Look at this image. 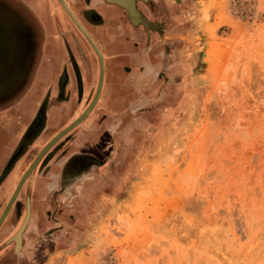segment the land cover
<instances>
[{"label":"rangeland","instance_id":"obj_1","mask_svg":"<svg viewBox=\"0 0 264 264\" xmlns=\"http://www.w3.org/2000/svg\"><path fill=\"white\" fill-rule=\"evenodd\" d=\"M163 5L172 57L162 82L112 106L121 129L109 141L90 139L113 151L72 198L54 183L36 199L33 183L58 167H35L9 211L0 242L31 213L26 264H264V0ZM56 224L62 231L37 241Z\"/></svg>","mask_w":264,"mask_h":264},{"label":"crops","instance_id":"obj_2","mask_svg":"<svg viewBox=\"0 0 264 264\" xmlns=\"http://www.w3.org/2000/svg\"><path fill=\"white\" fill-rule=\"evenodd\" d=\"M67 4L90 35L103 60L101 90L94 106L97 114L92 112L94 116L90 114L79 124L82 129L73 132L70 145L74 152L83 149L96 155L90 146L97 142L90 143V139L98 136L109 141L106 128L110 132L121 129L120 120L115 126L111 125L112 106L123 104L133 92L145 89L151 80L155 81L154 72L158 67L155 55L150 56L155 48L152 47L147 57L149 64L134 59L145 37L143 34L139 36L140 32L136 30L140 31V28H132L124 10L116 4L95 5L84 0H67ZM83 10H90L88 13L93 14L94 19L85 20ZM138 14L130 19L140 21ZM153 41L151 36L149 45H153ZM164 66L163 58L160 70L163 75ZM97 81L95 56L84 46L77 30L54 0H0V91L9 88L7 93L0 94V212L21 176L16 177L14 171L23 159L21 155L32 147L26 145L20 150L23 140L32 136L36 115L41 113L49 129L76 120L81 113L76 114L91 101ZM75 82L81 86L79 104L84 102L81 107L75 101ZM72 109L76 110L75 119L70 116ZM37 141L42 142V138ZM105 143L106 147L101 150L107 156L110 147L109 142ZM49 175L46 173L33 183L36 199L51 191L54 182L53 179L49 181Z\"/></svg>","mask_w":264,"mask_h":264},{"label":"flooded vegetation","instance_id":"obj_3","mask_svg":"<svg viewBox=\"0 0 264 264\" xmlns=\"http://www.w3.org/2000/svg\"><path fill=\"white\" fill-rule=\"evenodd\" d=\"M54 1L57 4V6L62 10V8L59 5V3L57 2V0H54ZM63 1L66 4V6L68 7L67 0H63ZM88 1L92 2L95 5L107 4L108 3L105 0H84V2H88ZM133 2H134L133 4H134L136 10L140 14L139 15L137 13L140 21L134 22L132 19H130V14L128 13V15H127V13L124 11L125 15L127 16V19L129 21L130 25H132V28H140L141 31L143 32L144 37H145V40H144L145 46H144L143 49H141L139 51V54H136V56H134V59H136L138 61L140 60L142 62L145 60V62L148 63V61H147L148 58L147 57H149V52H151V49L154 46V48L156 49L155 60H157L160 57V59L156 61V65H157L158 68H160L161 65H162V61H163L164 56L165 57H168V56L172 57V51L170 52L168 50L167 45L165 44V42H167L165 40L167 39V37H169V35H168V31L166 29V27L168 25L166 23L167 19L164 18L163 12H162V8H161L162 4L164 3V0H133ZM69 10H70V8H69ZM89 11L90 10H83V15L85 14L84 15V19L85 20L86 19L87 20L88 19H94V15L91 14V13H88ZM62 12L64 13L63 10H62ZM71 13L74 15V13L72 11H71ZM64 15L69 20V22L72 24V22L67 17V15L65 13H64ZM74 17H75V15H74ZM76 20H77V18H76ZM78 23L84 29L83 25L79 21H78ZM133 24H135V25H133ZM73 27L75 28L74 25H73ZM77 32H78V30H77ZM78 34H79L80 38H82L84 46H86L89 49V51L91 53H93L91 48L89 47V45L87 44V42L83 38V36L79 32H78ZM151 36L154 38L153 45H149V40H150ZM89 37H90V35H89ZM93 55H94V53H93ZM158 70L154 72L155 81L156 82H158V81L162 82L164 75L162 74V71H160V70L158 71ZM75 83H76L75 84V95H76L75 101H76V104L78 105L80 103L81 99H82L81 86L79 85L78 82H75ZM87 106L88 105H86L85 108ZM40 108H42V107H40ZM85 108L82 109L80 112H78L76 114V116H78L80 113H82L85 110ZM75 113H76V110L74 109L71 112L70 116H74ZM90 114L86 118H88L90 116ZM76 116L73 117V119H75ZM86 118L81 123H83L86 120ZM71 121H73V120H70L68 123H70ZM115 122H116V120L112 119L111 120V125L115 126L116 125ZM68 123L60 125L56 129H52V128L49 129L46 126V124L43 122V118L41 117V113L39 112L36 115V118H35V120H34V122L32 124V130H31L32 131V136L30 138H28V139L23 140V143L20 146V150H21V148L23 146L26 147V145H32V147L29 148V150H28V152L26 154L21 155V157H23V159L30 157V159L28 160L24 170H26V168L31 163V161L35 158V156L42 149L43 144L47 140L49 142V140H51V137L56 132L58 133L59 130L61 131L62 128H65ZM78 127H79V125L77 127H75L74 129H72L71 131H69L65 136H63L55 144H53V146H51V148L42 156V158L40 159V161L36 165V167H38L40 165L41 166V170H43L44 168L48 167L49 164L51 166L55 164L58 167V174H56L55 176H52L53 182L55 183V185L57 183L60 184V186H59V184H58V186H59V189L61 190V192H60V194H58L59 195L58 198H61L62 196H63L64 199L72 198L74 196L73 195L74 192L77 191V188L79 187V185H81L85 180L92 178L93 171L96 169V167H99L100 164H102L101 160L98 158L99 157L98 155H102L103 154V152H102L103 150H101L100 146L99 145L97 146V144H93V146H90V147L94 148L93 150L95 151V153H97L96 154L97 156H95L92 153H88L86 151H83V150L74 152V151H69V149H67V148L70 147V145L72 143L71 141L73 139V136L70 139H68L67 137L71 134L72 131H74ZM106 130H107V132L109 134L111 133L110 132L111 130L108 131V128H106ZM51 131H54V132H51ZM40 138H42V142H40L41 145L38 146V145L35 144V142L37 140H39ZM30 141H31V143H30ZM60 141H64V142L61 143L62 145L59 144ZM27 142H28V144H27ZM48 142H46V144ZM63 143L65 144V146H64ZM63 146L65 148H63ZM36 147H38L36 152L33 155H30L32 153L33 149L36 148ZM112 151L113 150H111L110 153ZM59 152H60V155H57V154H59ZM53 157L55 158V160H53ZM59 157H60V159H59V162H58V158ZM106 157L107 156H104L102 158L107 159ZM32 172H31V175H32ZM42 177H44V175ZM29 179L30 178H28L27 181H29ZM18 195H20V193ZM18 198H19V196H18ZM55 198H56V196H53L51 194V192H49V196L47 198L44 197V200L53 201V200H55ZM17 200L18 199H16V201ZM16 201L14 200L11 208L12 207L15 208V202ZM15 211L18 214L17 215V218H18L19 217V212H20L19 207H18V209H14V212ZM28 216H29V218H27L25 213L23 212V216L21 218V221L19 222V224H18L17 228L14 230V232L12 234L8 235L7 238H4L0 242V264H26V262L27 263H30V261L33 262L31 260V257H29V255L32 254L31 251L34 249V246H32V244L34 243L35 240L33 238L30 239L28 236H26L27 235L26 233L29 231V227H28L29 223L31 222V218H30L31 213L29 214V211H28ZM25 218H26V220L27 219L28 220H27V223H26L24 229H22L23 231H20V233H19V246H18V249L16 250L15 249V242L13 240V237L18 232V230L20 229V226L24 223ZM56 226L57 227L45 230L42 233V235H40L38 237L37 241L38 242L40 240L45 241L47 238L52 236V234H54L56 231H62L60 225L56 224ZM27 237H28V240H27Z\"/></svg>","mask_w":264,"mask_h":264},{"label":"water","instance_id":"obj_4","mask_svg":"<svg viewBox=\"0 0 264 264\" xmlns=\"http://www.w3.org/2000/svg\"><path fill=\"white\" fill-rule=\"evenodd\" d=\"M57 2L61 6L62 10L67 15V17L70 19V21L72 22V24L78 30V32L83 36V38L85 39V41L87 42V44L89 45V47L91 48L92 52L94 53V55H95V57L97 59V63H98V81H97V85H96V88H95V91H94V94H93V97H92L90 103L85 108V110L81 113V115L76 120H74L73 122H71L68 126H66L65 128H63L60 132H58L39 151V153L34 158V160L32 161V163L30 164V166L23 173V175L21 176L19 182L17 183V185H16L13 193L11 194V196H10V198H9L6 206H5V208L1 212V216H0V228L3 225V222L6 220V217L8 215L7 213H9V209H11V206H12V204H13V202L15 200V197L17 195V192L19 191L21 185L25 181V177L27 175H29L34 170V168L36 167V165L38 164V162L40 161V159L42 158V156L51 148V146H53V144H55L58 140H60L63 136H65L69 131H71L72 129H74L81 121H83L89 115V113L93 110V108H94V106H95V104L97 102V99H98V96H99V93H100V90H101V84H102V78H103V60H102L101 53L99 52V50L97 49V47L95 46L94 42L91 40V38L89 37V35L86 33V31L78 23V21L76 20V18L74 17V15L71 13V11L69 10V8L66 6V4L64 3V1L63 0H57ZM114 4H116L117 6L121 7L127 13V15H128V11L125 8H123L121 5H119L116 2H114ZM25 221H26V218L24 220V223H25Z\"/></svg>","mask_w":264,"mask_h":264},{"label":"bare ground","instance_id":"obj_5","mask_svg":"<svg viewBox=\"0 0 264 264\" xmlns=\"http://www.w3.org/2000/svg\"><path fill=\"white\" fill-rule=\"evenodd\" d=\"M105 1L108 2V3H114V2L118 3L119 5H121L123 8H125V9L128 11V13L130 14V16H131L132 18H134V16H137L136 9H134V4H133L134 2H133V0H105ZM101 56H102V55H101ZM81 122H82V121H81ZM81 122H80V123H81ZM80 123H79V124H80ZM79 124H78V125H79ZM78 125H77V126H78ZM43 154H44V153H43ZM29 166H30V165H29ZM30 176H31V173L25 177V181H26ZM25 181L23 182V184L21 185L19 191L17 192L16 197H17L18 194L20 193V191H21V189H22V187H23ZM16 197H15V200H16ZM9 210H10V209H9ZM7 214H8V213H7ZM17 235H19V233H18ZM17 235H15V236H17ZM15 236H14V237H15ZM17 242H18V241H17Z\"/></svg>","mask_w":264,"mask_h":264}]
</instances>
